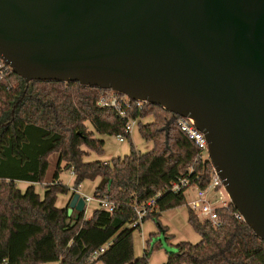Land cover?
<instances>
[{
    "label": "water",
    "instance_id": "obj_1",
    "mask_svg": "<svg viewBox=\"0 0 264 264\" xmlns=\"http://www.w3.org/2000/svg\"><path fill=\"white\" fill-rule=\"evenodd\" d=\"M0 59L26 87L77 82L191 118L264 242V0H0ZM85 204L73 192L67 211Z\"/></svg>",
    "mask_w": 264,
    "mask_h": 264
},
{
    "label": "trees",
    "instance_id": "obj_2",
    "mask_svg": "<svg viewBox=\"0 0 264 264\" xmlns=\"http://www.w3.org/2000/svg\"><path fill=\"white\" fill-rule=\"evenodd\" d=\"M104 91L77 82L33 81L26 87L13 72L0 79V264H148L151 253L162 246L152 233L135 257L133 232L140 224H131L137 210L145 206L141 223L153 219L164 232L160 213L186 204V189L174 192L172 184L188 177L193 186H208L212 165L178 127L177 115L147 102L139 108L134 101L120 115L114 107L98 105ZM148 115L154 120L139 121L138 130L153 143L152 150L141 153L130 142L124 157L83 162L82 146L102 152L103 140L94 132L130 141L127 123ZM53 152L58 162L53 181L45 184ZM62 161L75 174L74 192L83 180L98 177L93 198L112 201L113 210L99 207L86 218L84 210L69 214L67 207L57 208V193L69 191L55 182ZM18 181L44 184L43 197L33 185L22 192ZM157 194L155 207L146 205ZM235 213L232 204L216 208L219 225L213 226L188 207V223L200 240L177 243L163 264H264V242Z\"/></svg>",
    "mask_w": 264,
    "mask_h": 264
},
{
    "label": "crops",
    "instance_id": "obj_3",
    "mask_svg": "<svg viewBox=\"0 0 264 264\" xmlns=\"http://www.w3.org/2000/svg\"><path fill=\"white\" fill-rule=\"evenodd\" d=\"M146 119H148V120H146ZM153 119L154 118L152 115H148L146 117L136 119L135 123L133 124V126L130 130V139H132V142H133L135 148L138 151H140L141 153H145V152L152 150L153 143L151 141H146L145 139H143L141 137L139 130H138V122L140 121L141 123L146 124V123L152 122ZM143 120H145V121H143ZM94 136L96 138L103 140L102 152L97 153L93 150L88 149L85 146H82L81 147L82 150L85 151V154L82 157L83 162H94V161L108 162L113 158L124 157L130 153V143L125 138L122 140H119L118 137L116 136L115 139L111 138L110 141H107V139H108L107 137H109L111 135H99V134L94 132ZM117 141L120 142L121 144H118ZM57 162H58V153L57 152L51 153L48 156V168H47V172L45 174V179H44L45 184L51 183L53 181V175L55 173ZM66 172H68V174H66ZM74 179H75V174L72 172V170L69 168V166H66V162L62 161L60 163V171H58V178L55 179V182L62 183L64 185H66L69 188V191L67 193H57L56 202H55V205L57 208L68 207L72 193L74 192V188H73ZM98 181H99L98 177L93 179V180L85 179V180H83L79 190H75L76 192H79V194L81 196L86 197L87 201H86V204L84 207V214H85V210H86L88 205H89L88 209H91L92 212L95 209L100 207L98 199L93 198V191H94ZM20 184L22 185V187H20ZM30 185L34 186L35 192L37 194H39V196L42 198L44 195V192L46 190V188L44 187V184L32 183V182H28V181H18L17 182V186L22 192L25 191V189ZM184 194H185V192H184ZM185 207H186V210L179 209V210H176L173 212L172 210L167 209V210H164L160 213V216H159L160 223L166 230L164 232L161 230L158 231L159 232L158 237H159L161 243H162V241H164L165 235H171V239L168 241V243L171 246H175L177 243H179L181 241H188L191 243H197L200 240L199 234H198V236H194L193 239H191L189 237H184L185 234L183 231L187 225H190L188 223V207H187V205ZM170 211L172 212L171 214H169ZM72 212H77V211L73 210ZM164 214H165V216H164L165 222L162 221V217ZM90 216H87L85 214L86 218H89ZM142 223H141V225H142ZM141 237H142L141 247H142V250H144L146 247L147 238L143 235ZM133 246H134V244H133ZM134 249H135V246H134ZM152 255H153V253H151V255L149 257L148 264H149V262H151L150 258H152ZM135 257H137L136 254H135ZM166 258H167V255L166 256L164 255L161 259L162 261L159 264H163L165 262ZM40 264H59V262L58 261H49V262H43ZM97 264H102V263H97Z\"/></svg>",
    "mask_w": 264,
    "mask_h": 264
},
{
    "label": "built area",
    "instance_id": "obj_4",
    "mask_svg": "<svg viewBox=\"0 0 264 264\" xmlns=\"http://www.w3.org/2000/svg\"><path fill=\"white\" fill-rule=\"evenodd\" d=\"M12 69L9 65H7L2 59H0V79L5 78ZM123 97V98H120ZM134 101L136 105L140 108L144 102L135 101L127 98L124 95H121L112 90H105L104 94L98 101V105L101 107H114L120 115H124L125 108L131 106V102ZM136 119L130 120L126 125V131L130 132L133 124ZM176 122L178 127L186 134V136L192 140L195 146L200 150L202 156L206 155L208 158V144L204 134L198 130L194 124V121L189 117L177 116ZM119 140L124 139L122 136H117ZM205 153V154H204ZM190 187L196 188V196L194 199L186 202L187 207H190L194 210V212L202 219H206L211 222L213 226L219 225L218 216L216 214V208L218 207H227L231 204L230 199L224 189V186L221 182V179L215 172L213 166L211 167V176L209 184L206 188H198L196 186L191 185V181L188 177H181L176 182H174L171 186V190L174 192H178L182 189H188ZM150 198L146 205L149 207H155V198L158 196ZM220 198V202L217 204V199ZM87 201V200H86ZM99 206L101 208L107 209L108 211H112L114 208V203L112 201L106 199H99ZM147 213L145 206L142 209L137 210V218L131 224L133 227L140 224L142 221V217ZM235 216L237 219L242 220L243 218L241 214L236 211ZM103 247L99 249V252L103 251ZM98 252H96V255Z\"/></svg>",
    "mask_w": 264,
    "mask_h": 264
},
{
    "label": "rangeland",
    "instance_id": "obj_5",
    "mask_svg": "<svg viewBox=\"0 0 264 264\" xmlns=\"http://www.w3.org/2000/svg\"><path fill=\"white\" fill-rule=\"evenodd\" d=\"M16 107V106H15ZM14 112V111H13ZM13 114V113H12ZM148 120V119H146ZM154 120V119H153ZM145 121V120H143ZM85 126L87 129L89 130H92V126L91 124L86 121L85 122ZM107 141H110L111 138H116V136H109L107 137ZM113 140V139H112ZM127 141L130 143L132 142V139L129 141L127 139ZM118 144H121L120 142L117 141ZM133 144V142H132ZM134 145V144H133ZM205 154V153H204ZM204 157H206V155H204ZM66 174H68V172H66ZM20 187H22V185L20 184ZM38 189V188H37ZM196 196V188L194 187H190L188 189H186L185 191V199L186 201L188 202L189 200L191 199H194ZM220 202V198L217 199V204ZM186 204H183V205H180V206H177V207H174V208H170V210H172L173 212L176 211V210H179V209H182V210H186ZM89 208V205L87 206L86 210H85V214L87 216H90L92 214V210L91 209H88ZM172 212L170 211L169 214H171ZM166 214V213H165ZM165 214L163 215L162 217V221L165 222ZM160 221V220H159ZM159 227L157 225V223L153 220V219H148L146 221H144L142 223V225H140V228H137L134 230L133 232V244L135 246V249H134V246H133V249H134V253L136 254V256H140L142 254V247H141V244H142V235L145 236L147 238V240L149 239L150 237V234L151 233H155L157 234V239H159ZM184 234L185 236L184 237H189L191 239H193L194 236H198V233L191 227V225H187L184 229ZM160 240V239H159ZM199 240V239H198ZM197 240V241H198ZM147 242V241H146ZM161 242V241H160ZM161 246L159 249H156L154 250L152 253V258L151 259V262H149V264H159L162 260V257L165 255H167V251H173L174 250V246H171L167 241L166 239L164 238V241H162L161 243ZM134 254V255H135Z\"/></svg>",
    "mask_w": 264,
    "mask_h": 264
}]
</instances>
